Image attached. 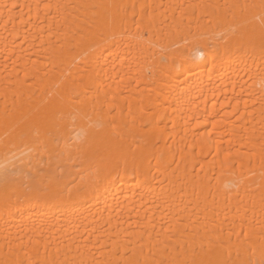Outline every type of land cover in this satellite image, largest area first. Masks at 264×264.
<instances>
[{
  "label": "bare ground",
  "instance_id": "bare-ground-1",
  "mask_svg": "<svg viewBox=\"0 0 264 264\" xmlns=\"http://www.w3.org/2000/svg\"><path fill=\"white\" fill-rule=\"evenodd\" d=\"M262 246L264 0H0V264Z\"/></svg>",
  "mask_w": 264,
  "mask_h": 264
},
{
  "label": "snow or ice",
  "instance_id": "snow-or-ice-1",
  "mask_svg": "<svg viewBox=\"0 0 264 264\" xmlns=\"http://www.w3.org/2000/svg\"><path fill=\"white\" fill-rule=\"evenodd\" d=\"M124 172H125V174H127V169H125ZM119 175H120V172L119 171H115V175L113 174L112 171H109L107 173L106 178L113 179L115 177H118ZM239 235L246 236L247 234L244 233L243 231H241V233H239ZM262 248H264V246H262ZM192 264H197V262L196 261H193ZM199 264H211V262L200 261ZM258 264H264V250H262L261 259L259 260Z\"/></svg>",
  "mask_w": 264,
  "mask_h": 264
}]
</instances>
